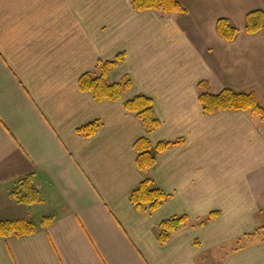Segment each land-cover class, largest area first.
I'll return each mask as SVG.
<instances>
[{"label": "crops", "instance_id": "0c3cea01", "mask_svg": "<svg viewBox=\"0 0 264 264\" xmlns=\"http://www.w3.org/2000/svg\"><path fill=\"white\" fill-rule=\"evenodd\" d=\"M177 1L184 12L165 14L131 0H0V220L37 224L0 237V264H264L254 235L264 227V122L206 114L197 88L250 92L264 107V29L244 31L264 0ZM219 18L237 29L232 40L217 33ZM120 53L107 73L131 82L119 99L79 88ZM138 94L153 101L152 131L124 108ZM93 122V134L78 132ZM142 137L180 142L142 171L133 147ZM30 174L40 203L10 194ZM145 178L168 195L153 211L129 200ZM178 215L187 223L161 243L159 223Z\"/></svg>", "mask_w": 264, "mask_h": 264}, {"label": "trees", "instance_id": "16d2710c", "mask_svg": "<svg viewBox=\"0 0 264 264\" xmlns=\"http://www.w3.org/2000/svg\"><path fill=\"white\" fill-rule=\"evenodd\" d=\"M131 4L137 11L152 9L161 11L165 14L184 12V8L177 0H131ZM215 27L217 33L227 41L232 40L237 33V29L232 26L226 18L217 19ZM263 29L264 10L256 9L246 13L244 18V31L246 33L254 34ZM122 59L123 54L120 53L111 60L98 61V74H83L78 80L79 88L83 91L89 92L97 101L119 99L130 87L131 82L128 78L120 82H109L107 80V73L109 69L116 66ZM197 88L200 90L198 95L199 102L206 114L220 110H241L259 116L264 122V107L257 102L253 93L235 92L229 88H224L220 92L213 94L205 91V81L197 83ZM124 108L135 114L145 130L152 131L159 127L160 122L154 113L153 101L150 97L144 94H138L127 99L124 102ZM98 126V122H93L79 128L78 132L85 135H91L96 131ZM179 142L180 139L175 141H161L157 143V145L151 146L146 138L142 137L137 139L133 144L137 153V167L142 171L148 169L155 162L156 154L163 152L170 146ZM32 178L31 174L21 178L17 182V187L11 191V196L19 202L26 204L42 202L43 199L41 195L38 194L39 190L34 185ZM167 197L168 195L160 188L156 187L150 178L143 179L129 194L131 204L139 211H153L157 209ZM215 214L216 213L214 212L210 213L205 220L213 218ZM48 220V216L42 217L39 224L45 226ZM187 221L188 217L186 215L173 216L161 221L158 225V240L161 243L165 242L172 232L178 230L181 226L187 223ZM203 222L204 221H200L201 224ZM36 229L37 224L31 220H0V237L30 235L33 234ZM261 229H258L254 234L258 235ZM262 238H264V235Z\"/></svg>", "mask_w": 264, "mask_h": 264}, {"label": "rangeland", "instance_id": "374dc122", "mask_svg": "<svg viewBox=\"0 0 264 264\" xmlns=\"http://www.w3.org/2000/svg\"><path fill=\"white\" fill-rule=\"evenodd\" d=\"M19 180H20V179H19ZM19 180H18V181H19ZM34 185H35V184H34ZM16 187H17V185L15 186V188H16ZM38 194L40 195L41 193L39 192ZM44 195H45V194H44ZM41 197H42V196H41ZM45 197H46V196H45ZM34 203L36 204V203H38V202H34ZM34 203H31V204H34ZM43 208H45V206L41 205V207H40L39 209H43ZM260 229H261V228H260ZM260 229H259V230H260ZM261 233L264 235V227L261 229V231L259 232V234H258L257 236H263ZM254 235H255V234H254Z\"/></svg>", "mask_w": 264, "mask_h": 264}]
</instances>
